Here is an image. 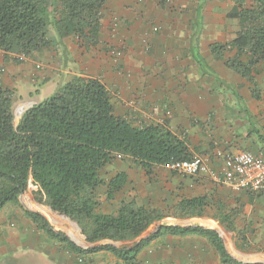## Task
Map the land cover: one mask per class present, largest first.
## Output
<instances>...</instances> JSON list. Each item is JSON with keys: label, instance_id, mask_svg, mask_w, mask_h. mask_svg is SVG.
I'll use <instances>...</instances> for the list:
<instances>
[{"label": "crops", "instance_id": "obj_1", "mask_svg": "<svg viewBox=\"0 0 264 264\" xmlns=\"http://www.w3.org/2000/svg\"><path fill=\"white\" fill-rule=\"evenodd\" d=\"M130 1H107V13L114 14V22L104 13L96 45L76 51L70 41L75 36H70L59 49L52 44L50 50L25 59L0 51L2 87L13 93V103L23 99L24 106L18 111L22 113L73 78H100L118 117L136 127L153 125L169 130L186 141L192 156L205 159L206 171L188 177L156 167L148 175L139 167L143 173L135 177L128 170V182L115 199L108 201L104 194L99 201L121 198L120 206L134 201L164 214V219L152 225L156 228L151 233L161 226L213 230L236 259L225 241L223 234L227 233L235 254L244 250L254 258L251 263L264 264V194L235 190L222 182L223 156H217L218 152L250 151L264 157V67L254 71L248 81L228 66L235 60H249L246 53L240 55L230 45L241 29L239 21L228 16L237 9L235 1L178 0V9L162 8L171 0H149L150 5L143 9L144 0L138 4ZM122 4L138 9L137 15L126 13ZM116 22L119 28L115 30ZM75 42L79 48L80 40L75 37ZM214 45L226 46L220 58L213 52ZM18 59L21 63H16ZM37 85L40 89L35 95L31 90L22 93L24 87ZM45 90L48 97H43ZM26 194L19 204H7L0 213V264H85L63 250L61 243L42 238L45 234L37 230L27 215L29 206L22 202ZM194 198L206 199L203 215L180 217L175 208ZM223 218L232 222L231 228L228 221L221 223ZM165 220L169 222L163 224ZM115 258L116 264H125ZM136 264L223 263L205 237L165 235L152 241Z\"/></svg>", "mask_w": 264, "mask_h": 264}, {"label": "trees", "instance_id": "obj_2", "mask_svg": "<svg viewBox=\"0 0 264 264\" xmlns=\"http://www.w3.org/2000/svg\"><path fill=\"white\" fill-rule=\"evenodd\" d=\"M107 1L53 0L50 5L48 0H0V51L29 58L51 48L49 26L58 41L76 36L82 47L96 45ZM234 1L237 9L228 16L237 19L241 29L230 45L240 55L246 53L249 60H235L228 66L252 81L253 72L264 67V0ZM212 49L220 58L226 46L214 45ZM20 59L16 63H21ZM254 97L259 99L256 93ZM12 109L13 93L2 87L0 79V213L7 204H19V198L33 184L38 187V202L78 227L92 245L81 248L40 213L27 214L39 232L61 243L70 254L105 251L125 264H136L139 254L155 239L198 235L213 244L223 264H259L237 261L217 232L200 226H161L143 237L165 215L134 201L123 203L114 214L100 211L99 188L105 187L106 198L112 201L128 182L126 172L116 174L107 184L101 179V171L115 156L129 158L147 174L156 167L192 157L186 141L169 130L153 125L136 127L118 117L100 78L76 77L64 83L53 95L25 111L17 126ZM205 205V198L188 199L175 211L182 218L201 217ZM226 219L220 221H228L231 228L232 222ZM138 238L132 246L120 248L100 244Z\"/></svg>", "mask_w": 264, "mask_h": 264}, {"label": "rangeland", "instance_id": "obj_3", "mask_svg": "<svg viewBox=\"0 0 264 264\" xmlns=\"http://www.w3.org/2000/svg\"><path fill=\"white\" fill-rule=\"evenodd\" d=\"M139 0H135V3L136 4ZM165 1V0H164ZM172 2L170 3H166V1L164 2L165 6L162 5V8L163 9H166V8H177L178 9V0H171ZM188 1H193V0H188ZM202 1H207V0H202ZM211 1V0H210ZM249 1V0H248ZM53 2V0H48V3L51 5ZM131 1L128 0V3H130ZM133 2V0H132ZM145 3L142 5V9L143 7H148L150 4V1H145ZM142 3V2H141ZM138 4V3H137ZM149 4V5H148ZM123 8H126V13H131L133 15H137V10L138 9H135V7H133L131 5V8L130 7H127L126 5H123L122 6ZM206 7H208V5H206ZM109 8L110 7H104V9L102 10V18L104 17V13H105V16L108 15V18H111L112 21L114 22V14L113 13H107L109 11ZM180 8V7H179ZM130 10V11H129ZM143 15V14H141ZM122 19V18H121ZM47 32H48V37L49 39L53 42V46H55L56 48L59 49L60 45L62 44V41H58L57 39V36H56V33L54 31V29L52 28V26H49L47 28ZM76 37V36H75ZM75 37H73L74 39H71L70 37V41H72L71 43H75L74 47H75V50L78 51L79 49H82L83 47L81 46L80 44V47L78 48V44L75 42ZM77 38V37H76ZM63 48V47H62ZM50 50V49H49ZM48 51V50H46ZM58 51V50H57ZM113 58V56L111 57ZM124 57H120L119 60L123 59ZM2 80V79H1ZM48 81V80H47ZM46 82V81H45ZM29 86V85H28ZM24 87L22 89V93L23 94H26L31 90L32 91V96L35 95L37 93V90L40 89V87L37 85V86H33L32 88L29 89V87ZM38 88V89H37ZM49 93L48 91L46 92V90L43 92V97H48ZM42 98V96H41ZM45 99V98H44ZM24 104H23V99L22 98H18L17 99V102L16 103H13V116H14V125H18L19 121H20V118H16V111L18 108L20 107H23ZM25 110H26V107H25ZM19 111V109H18ZM20 113H18V115H20ZM136 165H134V163L129 159V158H124V157H121V156H115L113 161L111 163H109L102 171H101V179L105 182H108L110 181L111 178H113L116 174L120 173V172H126L128 170H130L131 172L133 171V175H135V177H139L140 175H142L143 171L139 169H137L135 167ZM150 175V174H148ZM106 192V188L105 187H100L97 194L99 196V198L101 197H104V194ZM27 197H24L22 198V202L31 210V212H36V213H40L49 223L52 227L56 228V229H59L60 231L64 232L77 246L81 247V248H84V249H87L89 248L90 246H92L91 244L87 243L86 242V238L85 236L82 234L81 230L76 227L74 224L72 223H69V222H66L64 221L61 217L59 216H55L53 211L47 206L45 205L44 203H39L38 200H37V195L29 190V192H27L26 194ZM128 199V198H127ZM118 200H121V198H118ZM118 200H115L113 202H107V201H101V205H100V211L103 212V213H106V214H114V213H117V211L119 210L120 208V201ZM51 212H50V211ZM169 221L165 220L163 221L162 223L166 224L168 223ZM156 226H152L150 227V229L144 234V236L150 234L151 232H153V230H155ZM225 236V241L228 245V248H229V251L231 252V254H233V256L236 258V259H239L243 262H254L253 261V257H249L246 254V252L243 250V251H236L238 252L237 254H235V248H234V245H233V242L232 240L229 242V236L227 233H224L223 234ZM143 236V237H144ZM42 238H49V240L53 243H56L58 241H56L55 239H52L51 237L47 236V235H43ZM140 239L138 238V240H135V241H131V242H112V241H105V242H102L103 244H113L114 246L116 247H126V246H131L133 245L135 242H138ZM245 242V240H244ZM62 247V245H61ZM63 248V247H62ZM63 250H65L63 248ZM73 255L74 257L76 258H81V260H83L82 262H84L85 264H116L115 262V256H113L112 254L110 253H107V252H99V253H95V254H85V255H74V254H71ZM264 261V257L262 259ZM81 262V263H82ZM30 264H41V263H38V262H31Z\"/></svg>", "mask_w": 264, "mask_h": 264}, {"label": "built area", "instance_id": "obj_4", "mask_svg": "<svg viewBox=\"0 0 264 264\" xmlns=\"http://www.w3.org/2000/svg\"><path fill=\"white\" fill-rule=\"evenodd\" d=\"M113 27L116 30L119 24L116 22ZM113 58L120 59L118 56ZM18 109L16 118L21 119L25 110L18 115ZM217 156H223L222 182L235 190L264 194V157L250 151H240L232 155H223L222 152H218ZM164 168L177 175L196 177L206 171V161L201 156H192L189 160L175 162ZM29 190L36 193L38 187L32 184Z\"/></svg>", "mask_w": 264, "mask_h": 264}, {"label": "clouds", "instance_id": "obj_5", "mask_svg": "<svg viewBox=\"0 0 264 264\" xmlns=\"http://www.w3.org/2000/svg\"><path fill=\"white\" fill-rule=\"evenodd\" d=\"M25 59V58H24ZM26 111V110H25ZM25 113V112H24ZM23 116V115H22ZM22 118V117H21ZM29 190V189H28ZM26 194V193H25ZM24 195V194H23Z\"/></svg>", "mask_w": 264, "mask_h": 264}]
</instances>
